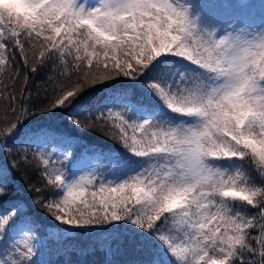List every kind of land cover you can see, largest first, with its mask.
<instances>
[{"label": "snow or ice", "instance_id": "snow-or-ice-1", "mask_svg": "<svg viewBox=\"0 0 264 264\" xmlns=\"http://www.w3.org/2000/svg\"><path fill=\"white\" fill-rule=\"evenodd\" d=\"M16 2L19 11L0 10V72L21 96L30 73L53 74L39 105L0 99V264H41V214L53 238L123 236L145 257L132 264H264V28L221 30L190 0ZM109 84L103 102L90 98ZM40 119L69 130L29 126ZM76 130L120 146L123 157L95 152L113 179L69 174L71 150L29 159L20 147L68 143ZM21 165L40 181H25L27 199L12 196ZM110 253L71 264H111Z\"/></svg>", "mask_w": 264, "mask_h": 264}, {"label": "trees", "instance_id": "trees-1", "mask_svg": "<svg viewBox=\"0 0 264 264\" xmlns=\"http://www.w3.org/2000/svg\"><path fill=\"white\" fill-rule=\"evenodd\" d=\"M191 3L197 6V10L205 18L217 28L227 31L229 26H234L242 22V25L251 29L253 32H258L264 28V0H190ZM15 67L20 69L22 67V60L17 56ZM181 67H189L186 63L181 62ZM53 74L52 66L41 69L39 72L29 74V82L26 90L21 96V86L17 84L15 88L12 87V81L3 73L0 72V99H3L7 94L12 93L16 96L15 104L19 107L23 104L26 107H32L41 104L46 99V91L49 90L48 78ZM23 81V75L21 76ZM113 87L109 84L105 86H97L95 91H90V98L100 100L103 102L109 93L108 89ZM135 99V97H134ZM146 102L150 103V101ZM53 123L55 127L60 128L62 131H68L69 126L66 121L56 119L55 121H48L45 119L33 120L30 127L36 128L41 125ZM76 139L65 143L62 140H57L53 143L64 145H75L74 154L67 164L66 170L71 174V168L76 162L82 159L85 154H95L98 150H104L107 153L109 150L117 152L123 157L124 153L120 146L114 143L107 136L102 135L100 131H80L75 132ZM20 147L27 148L29 159L33 154L39 150L35 143L30 146L20 145ZM16 156L13 150V157ZM2 158V156H0ZM112 167L110 161L102 160L101 167L97 174L103 173L108 176V179L114 177L108 174V170ZM37 172L35 168H29L27 175H24V165H21V171L14 173L11 187L14 189L13 197H22L27 199L30 195L25 191V181H32L39 186L40 181L37 179ZM94 190V189H93ZM40 220L46 228L39 230L36 235L39 238L40 262L41 264H71L76 256H79L83 261L84 254L91 256L93 252L99 253L103 256V252L110 245L111 253L106 257L111 264H132L133 261L145 258L143 253H138L131 248L127 247L126 243H121L124 239L123 236L116 237L115 233L104 232L101 228H93L90 230H72L69 229L63 233V236L53 238L51 233L58 230L52 227L54 223L51 217L40 215ZM95 259L97 257L91 256Z\"/></svg>", "mask_w": 264, "mask_h": 264}, {"label": "rangeland", "instance_id": "rangeland-1", "mask_svg": "<svg viewBox=\"0 0 264 264\" xmlns=\"http://www.w3.org/2000/svg\"><path fill=\"white\" fill-rule=\"evenodd\" d=\"M85 3H94L95 0H84ZM237 29H244L245 31L253 32L251 29L247 28L246 26L242 25V22L237 23L234 25ZM255 33V32H253ZM39 150H42L46 153L54 154L53 159L56 160L57 158L63 157L66 151L71 150L74 154L75 145H64L59 143H53L51 140L47 142H40L39 144L35 143ZM102 160H98L95 154H85L81 160L76 162L74 166L71 168V174H87L91 171H98L101 167ZM59 166V165H57ZM53 233V232H52ZM39 246V245H38Z\"/></svg>", "mask_w": 264, "mask_h": 264}, {"label": "clouds", "instance_id": "clouds-1", "mask_svg": "<svg viewBox=\"0 0 264 264\" xmlns=\"http://www.w3.org/2000/svg\"><path fill=\"white\" fill-rule=\"evenodd\" d=\"M0 10L5 12H15L20 10V5L16 0H0Z\"/></svg>", "mask_w": 264, "mask_h": 264}]
</instances>
